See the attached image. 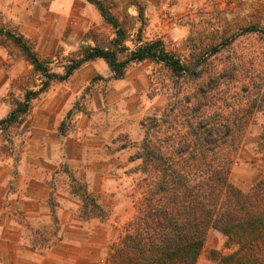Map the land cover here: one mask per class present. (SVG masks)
Instances as JSON below:
<instances>
[{"label":"rangeland","instance_id":"374dc122","mask_svg":"<svg viewBox=\"0 0 264 264\" xmlns=\"http://www.w3.org/2000/svg\"><path fill=\"white\" fill-rule=\"evenodd\" d=\"M107 1L127 31L125 44L130 48L139 33L143 40L160 39L183 63L198 57L211 74L214 68L233 69L236 80L216 97H239L241 85L247 82L260 85L264 36L249 27L264 30V0H138L145 15L141 32L136 8L129 3L133 0ZM5 31L22 35L40 60L48 62L50 71L60 75L84 47L105 45L114 36L112 27L86 0H0V120L24 99L26 91L38 89L46 79ZM196 85L192 77L174 74L149 60L131 64L116 79L101 58L84 62L65 80L51 82L16 122L0 125V203L7 201L2 194L5 187L9 196H21L16 176L24 152L43 159L45 151L33 140L54 136L50 132L42 136L33 129L37 118L64 108L56 133L80 140L82 157L77 154L70 163L64 157L46 180L50 192L44 204L55 210L56 226L51 211L49 218L42 217V206L36 204L19 214L2 206L0 221L15 222L26 244L32 248L36 243L32 249L43 254L60 239L66 241L42 264H105L108 246L136 212L139 160L131 157L144 135L142 121L161 115ZM263 123L261 114L250 122L230 169L229 180L244 192L263 175V156L256 146ZM60 124L64 135L58 132ZM72 176L86 185L107 212L103 219L85 220L79 215L81 201L71 193ZM66 206L72 213L69 224L61 226L57 210ZM224 241L219 231L209 229L196 264H220L221 255L231 251Z\"/></svg>","mask_w":264,"mask_h":264},{"label":"trees","instance_id":"16d2710c","mask_svg":"<svg viewBox=\"0 0 264 264\" xmlns=\"http://www.w3.org/2000/svg\"><path fill=\"white\" fill-rule=\"evenodd\" d=\"M86 1L112 27L114 36L105 45L84 47L63 67L61 75L50 71L48 62L40 60L22 35L3 33L46 79L38 89L26 91L0 125L16 122L51 82L65 80L81 64L96 58L107 64L116 79L122 78L131 64L145 60L161 63L174 74L192 77L197 84L193 90L167 105L161 115L141 123L144 135L131 157L139 160L136 212L108 246L105 264H196L211 228L219 231L225 237V247L231 248L221 255L220 264H264V123L256 142L263 156L262 177L245 192L229 180L248 125L257 114L264 119V90L260 86L264 85V74L260 85L242 84L239 97H216L220 89L236 80L233 69L214 68L211 74L198 57L183 63L160 39L143 40L139 33L130 48L125 44L127 31L108 1ZM129 3L136 8L141 32L144 7L138 0ZM249 30L264 36V30L255 25ZM61 128L60 124L58 132L64 135ZM70 190L81 201L79 215L83 219H103L107 215L86 185L74 176ZM50 211L56 226L55 210ZM32 248H37L36 243Z\"/></svg>","mask_w":264,"mask_h":264},{"label":"crops","instance_id":"0c3cea01","mask_svg":"<svg viewBox=\"0 0 264 264\" xmlns=\"http://www.w3.org/2000/svg\"><path fill=\"white\" fill-rule=\"evenodd\" d=\"M64 114L65 110L61 108L55 113H51L49 117H45V119H36L33 128L36 132L40 131L39 134L42 136H46L50 132L54 136H51L52 140L47 137H40L39 142L33 140V143H37V146L41 144V147L45 151L42 160L39 159L38 155L27 156L26 151L24 152L20 166L18 167L19 172L16 176L19 183L18 193L21 196L19 198L17 195L9 196L11 194H9L5 187L2 194L7 195L5 198L7 201L0 203V209L4 206L5 209H10L11 213L15 212L19 214L21 212H27L28 206L32 208L36 204L42 206V217H50V210L44 204L50 192V188L47 187L46 183L50 171H53L58 162L64 157L70 163L71 158H74L77 154L81 158L84 151L83 144L80 140H76L71 135H57L56 128ZM3 178L6 177L3 176ZM14 193H17V190ZM11 198H18V200L15 199L10 203ZM69 211V206L58 208V224L61 226L69 224L67 220L72 213V211ZM6 222L8 224H5L2 220L0 221V264H42L46 258L54 256L59 246L66 243L65 240L60 239L57 243L59 244L58 248L57 244H54L48 249L46 254L40 253L26 244V239L21 237L16 229L15 222L9 224V219ZM9 225L10 227H8Z\"/></svg>","mask_w":264,"mask_h":264}]
</instances>
